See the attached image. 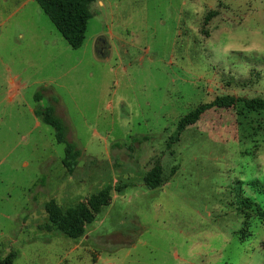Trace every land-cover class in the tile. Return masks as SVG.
Returning <instances> with one entry per match:
<instances>
[{
  "label": "rangeland",
  "instance_id": "obj_1",
  "mask_svg": "<svg viewBox=\"0 0 264 264\" xmlns=\"http://www.w3.org/2000/svg\"><path fill=\"white\" fill-rule=\"evenodd\" d=\"M18 2L0 0V259L264 264V218L236 211L242 197L264 211V110L237 102L177 132L217 96L264 98V0H95L78 49L34 1L12 14ZM51 98L79 152L71 174L34 114ZM157 166L165 183L148 189ZM117 183L83 236L39 228L49 200L65 209Z\"/></svg>",
  "mask_w": 264,
  "mask_h": 264
},
{
  "label": "trees",
  "instance_id": "obj_2",
  "mask_svg": "<svg viewBox=\"0 0 264 264\" xmlns=\"http://www.w3.org/2000/svg\"><path fill=\"white\" fill-rule=\"evenodd\" d=\"M34 2L71 49H78L82 45L87 23L91 18L90 5L95 0H34ZM40 97V94H35V101L38 102ZM237 102H241L245 108L250 110H264V98L253 97L237 100L228 95L217 96L212 101L200 104L182 116L177 122L178 134L194 125L206 111L214 108L230 109L235 107ZM34 114L53 129L55 141L64 145L61 164L68 174L73 173L77 166L79 152L66 140L63 124L55 116L53 108L51 106L39 108L34 111ZM142 183L152 190L163 186L165 180L162 169L157 166L148 171ZM125 187L126 185L122 183L108 185L65 209L51 199L44 204L47 222L39 228L47 232L58 231L73 239L79 238L83 236L85 226L92 223L104 207L110 205L113 192L119 193ZM237 205L236 211L242 216L244 223H247L246 218H252V214L258 217V220H263L264 211L254 200L242 197ZM250 213L252 216H249ZM14 259L15 253L9 252L0 259V264H13Z\"/></svg>",
  "mask_w": 264,
  "mask_h": 264
},
{
  "label": "crops",
  "instance_id": "obj_3",
  "mask_svg": "<svg viewBox=\"0 0 264 264\" xmlns=\"http://www.w3.org/2000/svg\"><path fill=\"white\" fill-rule=\"evenodd\" d=\"M34 0H19V2L17 3V5H19V7L17 8V9H15V10H12L11 12H12V14H17L18 13V11L19 10H21L23 7H25L27 4H29V3H34L33 2ZM95 3V2H94ZM94 3H92V4H94ZM99 5H100V7H103V3L101 2V1H98L97 2ZM91 4V5H92ZM90 5V6H91ZM38 11V10H37ZM11 14V15H12ZM10 19H11V17H10ZM16 29L17 30H19V31H21V28H18V27H16ZM17 38H22V35L19 33L18 35H17ZM44 89H46V91H43L40 95H41V97H40V100L39 101H41L42 100V98H43V96L44 95H49L50 94V91H48L47 89L48 88H46V87H43ZM50 102H52V105H50L52 108H53V110H54V114H55V116L57 117V113H56V109L54 108L55 107V105H56V100H55V98L53 99V98H51V101ZM53 104H54V106H53ZM162 187V186H161Z\"/></svg>",
  "mask_w": 264,
  "mask_h": 264
}]
</instances>
